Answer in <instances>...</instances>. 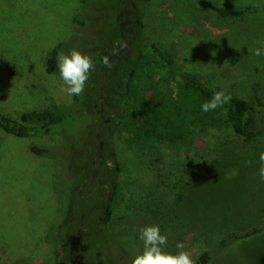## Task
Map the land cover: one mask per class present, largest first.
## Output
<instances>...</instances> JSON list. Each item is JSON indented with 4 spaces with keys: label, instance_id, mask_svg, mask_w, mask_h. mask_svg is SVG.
<instances>
[{
    "label": "rangeland",
    "instance_id": "1",
    "mask_svg": "<svg viewBox=\"0 0 264 264\" xmlns=\"http://www.w3.org/2000/svg\"><path fill=\"white\" fill-rule=\"evenodd\" d=\"M84 1L0 0V109L6 115L20 119L25 112L52 106V99L67 114H85L88 103L76 97L85 98L94 83L92 73L82 95L68 96L59 75H49L46 64L60 43L69 44L67 52L76 49L93 60L92 34L73 22L75 16L96 13ZM212 1L219 6L264 5V0ZM145 15L148 24L154 23L155 35L160 29V46H171L182 69L250 100L264 132V98L257 97H264V55L253 54L259 46L256 41L264 39V9L223 17L198 0H151ZM153 73L159 77L169 73L156 57L137 68L130 82L133 100L152 93ZM99 81L100 86L107 82L101 76ZM66 134L21 138L0 129V264L55 263L53 247L45 237L68 191L62 184L76 179L70 148L83 140ZM220 134L200 133L187 145L150 144L142 150L145 160H140L134 155L133 133L125 125L116 126L118 176L128 184L114 202L111 253L104 263L131 264L143 249L139 228L158 225L168 237L164 250L175 253L177 242H183L195 264L202 247L213 250L210 264H264V231L226 247L218 244L232 231L264 225V181L258 175L264 136L247 144L227 129L226 135ZM32 144L61 152L39 156L30 150ZM187 156L194 157L198 167L192 168L191 177L186 173L191 169ZM159 157L162 161L154 163ZM148 158L151 166H145ZM54 182L61 185L58 192Z\"/></svg>",
    "mask_w": 264,
    "mask_h": 264
},
{
    "label": "trees",
    "instance_id": "2",
    "mask_svg": "<svg viewBox=\"0 0 264 264\" xmlns=\"http://www.w3.org/2000/svg\"><path fill=\"white\" fill-rule=\"evenodd\" d=\"M84 2L96 9L93 15H79L73 19L80 29L89 30L95 40L91 50L94 54V69L91 71L94 83L87 89L85 98L76 97L80 103H88L85 114H67L54 99L52 106L25 112L20 119H14L0 109V129L8 134L21 138L52 133L83 137V140H76L77 148H70L75 155L73 168L76 179L62 184L68 187V191L63 194L57 220L45 237V241L53 247L54 264H106L103 261L111 253L109 241L110 225L114 220V202L119 191L128 184L119 180L118 176L121 156L113 140L116 126L125 125L133 133L132 143L136 148L134 155L140 160H145L142 150L150 144L187 145L200 133L210 130L226 135L223 133L227 129L247 144L264 136L250 100L238 96L223 85L209 82L199 73L182 69L171 46H160L163 37L160 29H157L155 35L154 23L148 26L150 24L144 20L151 0ZM198 3L223 17L256 13L264 9V5L219 6L212 0H198ZM68 45H56L47 57L49 75L58 77L57 54L70 53L66 49ZM119 50L122 53L115 56ZM155 57L167 67L168 75L159 77L153 73L155 88L152 93L133 100L130 82L137 68L146 59ZM99 76L107 81L104 85L100 86ZM217 91L230 95L231 101L214 111L203 112L201 105ZM257 95L259 100L264 98ZM110 105H114L113 108ZM107 120L109 124H106ZM208 141L211 144L223 142ZM30 150L36 155L48 157L55 151L61 152V148L58 150L39 144L30 145ZM162 159L159 157L154 163ZM150 161L148 158L145 166H151L153 161ZM193 161L194 157L187 156L186 162L191 169L186 173L190 177L193 174L192 168H198L194 167ZM53 184L54 190L58 192L61 185L57 182ZM263 231L264 225L246 232L232 231L221 238L218 244L219 247H226L233 241ZM202 248L204 251L197 264H210L213 250Z\"/></svg>",
    "mask_w": 264,
    "mask_h": 264
},
{
    "label": "clouds",
    "instance_id": "3",
    "mask_svg": "<svg viewBox=\"0 0 264 264\" xmlns=\"http://www.w3.org/2000/svg\"><path fill=\"white\" fill-rule=\"evenodd\" d=\"M256 43L259 46L253 50V54L264 55V39H260ZM56 67L59 77L63 81L62 90L68 96H80L85 91L89 74L94 69V62L91 56L72 49L68 54L63 52L57 54ZM230 101V95L223 91H217L212 94L210 100L201 105V110L203 112L214 111ZM259 161L258 175L261 181H264V152L259 154ZM138 232L139 239L143 242V249L134 255L131 264H195L191 254L184 250L183 242H177L176 248L179 251L175 253L164 250L168 237L161 233L158 225L141 227Z\"/></svg>",
    "mask_w": 264,
    "mask_h": 264
}]
</instances>
